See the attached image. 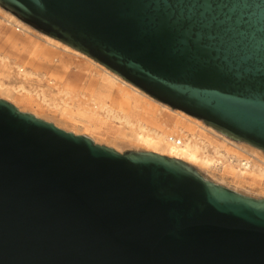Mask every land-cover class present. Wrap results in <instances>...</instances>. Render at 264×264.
Returning <instances> with one entry per match:
<instances>
[{"label":"water","instance_id":"obj_1","mask_svg":"<svg viewBox=\"0 0 264 264\" xmlns=\"http://www.w3.org/2000/svg\"><path fill=\"white\" fill-rule=\"evenodd\" d=\"M154 99L264 151V0H0ZM0 264H264V197L0 98Z\"/></svg>","mask_w":264,"mask_h":264},{"label":"rangeland","instance_id":"obj_2","mask_svg":"<svg viewBox=\"0 0 264 264\" xmlns=\"http://www.w3.org/2000/svg\"><path fill=\"white\" fill-rule=\"evenodd\" d=\"M6 13L11 12L0 6V55L7 57L6 62H0V98L19 104L24 109L22 111L37 113V117L52 122L59 128L86 135L92 140L94 138L95 143L117 151L119 150L112 137L131 135L130 127L117 117L126 111L149 124L160 126L167 135L175 136V133L171 128L165 127L163 121L168 123V120H180L186 126L193 127L192 130L201 137L211 141L215 139L209 132L164 109L160 105L162 102L139 88L146 96L138 94L119 81L109 80L103 68L87 58L47 43L38 34L40 31L30 25L34 30L28 32L18 23H8ZM219 140L216 138L214 141L221 143ZM243 143L238 144L239 147L235 149L241 155L254 159L252 156L255 152H252L251 147L255 146ZM221 145L223 148L228 147L226 144ZM208 147L210 145L207 149ZM128 150L142 149L121 144L119 152ZM259 154L261 156H255L264 160V151L260 149ZM217 167L212 170V177L215 179L211 175L206 177L239 192L260 197L256 192L235 188L228 179H220Z\"/></svg>","mask_w":264,"mask_h":264},{"label":"bare ground","instance_id":"obj_3","mask_svg":"<svg viewBox=\"0 0 264 264\" xmlns=\"http://www.w3.org/2000/svg\"><path fill=\"white\" fill-rule=\"evenodd\" d=\"M6 15L8 17V23H18L24 30L28 32L29 30H34L31 29L29 25L15 17L13 14L6 13ZM38 34H40L47 43L56 47H60L63 50L73 54L81 55L87 58L89 61H92L94 64H97L103 68L104 72L108 75L107 78H109V80L119 81L121 84L128 86L138 94L146 96L138 88L129 84L127 81L120 78L112 71L110 72L97 62H94L78 50L73 49L61 41L44 33L39 32ZM32 42L33 41H31V43ZM6 61L7 57L0 55V62ZM19 70L23 71V68L19 67ZM120 89L124 90L122 87H120ZM14 105H16L19 110H24L19 104L14 103ZM160 105L164 109L185 119V121L191 122L200 127L202 130L209 132L214 136L215 139H220L219 141L221 143L215 142V139L211 141L210 139L207 140L206 138L201 137L200 134H197L192 130L193 127L186 126L180 120H168V123L164 120V126L171 128V130L175 133V137L180 139V143L178 144L175 142H170L168 141L169 135H167L166 131L160 126L149 124L142 119L134 117L132 114L126 111L117 117L130 127L131 135L129 137L121 138L116 136L112 137V140L119 151H121V144H124L130 148L152 151L169 157L178 158L194 166L205 177L210 175L212 177V170L214 171L219 164V167L217 168L220 179H228L231 185H233L235 188L249 192H256L260 197H264V160L255 156L256 154L261 156L259 154L260 149L251 147L253 150L252 152H255V155L252 156L254 159L243 156L241 155L242 153L238 151V149H235L236 147H239L238 144H244L243 142L227 137L226 135L215 130L213 127L203 123L200 119L193 117L181 110L170 108L163 103H160ZM108 111L111 110L109 109ZM32 114L38 116L37 113L32 112ZM93 140L96 141L94 138ZM221 144H226L228 147L223 148ZM209 145L210 147L207 149V146ZM230 149L233 151H230ZM212 178L215 179L214 177Z\"/></svg>","mask_w":264,"mask_h":264},{"label":"built area","instance_id":"obj_4","mask_svg":"<svg viewBox=\"0 0 264 264\" xmlns=\"http://www.w3.org/2000/svg\"><path fill=\"white\" fill-rule=\"evenodd\" d=\"M168 141L170 142H175V143H180V139H177L174 135H169L168 136Z\"/></svg>","mask_w":264,"mask_h":264}]
</instances>
